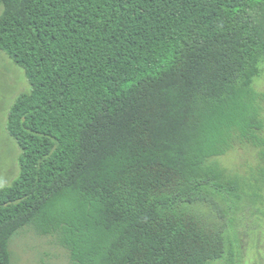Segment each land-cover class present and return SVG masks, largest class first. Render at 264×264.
<instances>
[{"label": "trees", "instance_id": "trees-1", "mask_svg": "<svg viewBox=\"0 0 264 264\" xmlns=\"http://www.w3.org/2000/svg\"><path fill=\"white\" fill-rule=\"evenodd\" d=\"M0 7V50L32 86L8 114L20 172L0 187V264L26 226L54 235L70 264L223 258L232 224L195 207L257 195L217 158L248 144L264 160V0Z\"/></svg>", "mask_w": 264, "mask_h": 264}, {"label": "rangeland", "instance_id": "rangeland-1", "mask_svg": "<svg viewBox=\"0 0 264 264\" xmlns=\"http://www.w3.org/2000/svg\"><path fill=\"white\" fill-rule=\"evenodd\" d=\"M261 66L262 72L255 78L254 87L264 93V62ZM31 87L24 68L0 50V187L11 184L20 172L21 149L8 132L7 120L16 97L30 91ZM217 159L231 173L254 183V189H244L257 195L243 193L231 210L220 197L216 202L200 203L195 207V212L209 225L232 224L226 225L228 251L212 264H264V160L258 148L248 144H237ZM220 208L226 209L225 217ZM10 244L12 264H70L68 251L57 238L39 234L33 227L23 228Z\"/></svg>", "mask_w": 264, "mask_h": 264}]
</instances>
